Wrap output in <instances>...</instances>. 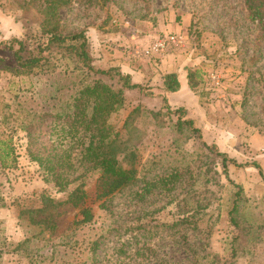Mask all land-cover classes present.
<instances>
[{
    "label": "rangeland",
    "instance_id": "374dc122",
    "mask_svg": "<svg viewBox=\"0 0 264 264\" xmlns=\"http://www.w3.org/2000/svg\"><path fill=\"white\" fill-rule=\"evenodd\" d=\"M53 1L56 4L53 17L60 28H83L85 36L90 26L102 32L103 47H99L100 41H90L86 36L91 61L100 55L108 59L117 54L146 71L148 77L157 73L144 64L157 65L158 58L128 59L127 47L143 45L166 32L179 30L186 35L184 47L171 57L173 62L199 71L195 94L199 105L190 110L198 133L176 127L178 111L162 101L158 77L151 78V83L144 78L137 83L140 89L124 90L123 101L110 114L108 122L124 145L125 151L120 153L123 159L127 160L124 153L130 150L135 154L133 164L137 171H166L170 166L187 164L196 167L200 173L197 174L198 190L203 191L199 202L208 205L205 208L208 213L199 224V234L177 227L176 231L167 227L156 231L152 227L156 231L154 252L146 258L120 260L113 253L114 242L109 236L91 253L88 241L106 229L112 218L97 207L94 199L97 172L90 171L80 180L85 192L81 204L90 207L92 219L72 231L80 203L73 206L63 202L68 190L55 192L41 179L26 156L25 136L19 126L33 111L49 108L54 103L61 105L87 77L73 68L71 58L63 56L47 58L49 62L44 67L34 68L27 75H15L4 67L15 64L12 51L18 46L16 38L0 39V139L10 138L15 155L12 167L0 169L3 201L0 215L17 217L24 231L21 237L0 219V264H81L88 256L99 264H188L195 252L204 249L219 255L226 252L235 230L226 215L232 188L215 151L245 165L234 166L226 161L228 177L242 186L244 195L236 213L237 222L244 226L238 230L241 240L233 243L236 252L227 260L228 264H264V37H257L258 24L249 19L246 0ZM0 9L8 15L22 10V16L16 17L25 28L23 39H18L23 47L22 56L32 52L37 43L44 42L46 30L54 22L46 15L40 0H0ZM126 36L130 43L125 42ZM94 38L99 39L96 35ZM99 48L106 49V54L100 53ZM115 48L117 51H113ZM92 65L99 69L108 67ZM112 66L124 74L119 66ZM208 71L220 77L218 89H208L205 79ZM103 79L119 88L114 81ZM183 116L190 117L186 109ZM41 194L55 201L62 200L54 210L46 211L53 212L55 228L51 232L29 222L30 217L40 216L30 211L41 205ZM168 201L170 198L164 196L148 201L154 220L171 221L174 208ZM134 215L131 211L129 216L122 217ZM247 226L249 229L245 230ZM182 232L185 238L180 236ZM195 258L200 261V255Z\"/></svg>",
    "mask_w": 264,
    "mask_h": 264
},
{
    "label": "trees",
    "instance_id": "16d2710c",
    "mask_svg": "<svg viewBox=\"0 0 264 264\" xmlns=\"http://www.w3.org/2000/svg\"><path fill=\"white\" fill-rule=\"evenodd\" d=\"M76 1L81 3V0ZM54 2L40 0L42 8L46 9V15L54 21L46 30L44 42L37 43L32 52L22 56L21 40L14 39L18 44L12 51L15 64L4 68L15 75H27L34 68L44 67L49 62L47 58L63 56L71 58L73 68L87 77L61 105L54 103L49 108L33 111L28 114L29 118L19 123L25 136L26 156L36 167L41 179L49 183L55 192L68 190L63 202H69L73 206L80 203L79 216L73 220L71 230L79 229L92 219L90 207L81 204L85 192L80 180L90 171H96L94 199L98 202L97 207L112 218L106 229H101L88 241L91 253L109 236L114 242V255H119L120 260L129 261L138 257L146 258L154 252L153 235L160 227L173 231H176V227L189 229L199 234V224L208 213L205 209L208 205L199 202V196L203 193L198 190L199 171L187 164L170 166L166 171L139 172L133 164L136 156L131 150L124 153L127 160L123 159L120 153L125 151L124 145L118 132L109 124L108 118L122 103L124 90L140 89L141 86L131 82L128 74H121L118 67L110 65L106 69L95 68L87 52L84 29L60 28L53 17L56 9ZM246 5L249 19L258 24L257 37L263 38L264 0H246ZM185 70L187 85L196 94L200 81L199 71L195 67H185ZM103 77L117 83L119 88H114ZM162 85L164 91L177 90L175 73H165ZM162 101L178 111L175 123L177 128L186 127L191 132L198 133L192 119L183 116V106L168 104L163 95ZM10 141L9 137L0 139V169L14 165L15 155ZM201 144L208 146L204 142ZM215 152L220 156L222 172L232 188L227 199L226 215L235 230L226 252L219 255L204 249L195 252L188 264H228L227 260L236 252L233 243L241 240L238 230L244 226L237 222L236 213L244 199L242 186L232 181L225 169L226 161L234 166L245 165L226 157L222 152ZM161 196L170 198L168 204L173 203L174 212L170 222L154 220L153 211L147 206L150 199H160ZM117 198H121V201ZM61 203L62 200L55 201L49 195L41 194V205L30 211L40 216L37 219L30 217L29 222L39 226L41 230L51 232L55 228L53 212L46 211L49 208L54 210ZM117 205L120 208H116ZM2 207L0 197V208ZM131 211L135 213L134 216L122 217L123 214L129 216ZM248 229L249 226L245 228ZM180 236L186 237L183 232ZM196 255H200V261H196ZM86 258L81 264H99L92 257Z\"/></svg>",
    "mask_w": 264,
    "mask_h": 264
},
{
    "label": "crops",
    "instance_id": "0c3cea01",
    "mask_svg": "<svg viewBox=\"0 0 264 264\" xmlns=\"http://www.w3.org/2000/svg\"><path fill=\"white\" fill-rule=\"evenodd\" d=\"M0 14L8 15L9 13L3 12L0 9ZM100 33H102V32H99L98 29H96L93 26H90L89 31H87L86 36L88 37V40H90V41H92V39L100 41L99 47L100 46L103 47V43L101 40L104 38V36L102 38V35H100ZM94 35L99 37V39L98 38L95 39ZM137 35H139V34H137ZM137 35H135V36L137 37ZM132 36H133V34H131L129 37H132ZM127 39L128 38L126 36L125 42L130 43L131 40L127 41ZM94 40H93V42H94ZM113 51H117L116 48L113 49ZM99 52L102 54H106V49H102V48L100 49L99 48ZM95 58L96 59H94L92 61V64H94L95 66H106L107 67L110 65H117V66H119V70L124 74H128L130 77V81L134 82V83H139L144 78L150 79L149 81L151 83L153 79L158 77L159 78L158 86H159V88H161L160 92L162 93L166 102L172 106H183V108L187 110V114H188V116H190L189 118H191V119L193 118V115H192L190 110L194 106L199 105L198 97L189 89V87L187 85L185 65H183V64L180 65L178 61L173 62L171 55H166V56L158 58L160 63L157 65L155 63H153V66L150 63L144 64V66H148V68H150L154 73H157L155 75H153V74L150 75V77H148L146 71H142V69L140 67L135 66L133 64H130L128 61L122 60L121 57H119L117 54H114L111 57H108V59L105 56L101 57V55L99 57H95ZM159 72H160V74H159ZM165 73H175L176 79L178 82V89L177 90L172 91V92H167V91L163 90V88H162L163 87L162 76ZM151 78H153V79H151ZM4 172L7 173V171H4ZM2 209L3 208H0V214H1V212H3Z\"/></svg>",
    "mask_w": 264,
    "mask_h": 264
},
{
    "label": "built area",
    "instance_id": "2783aa9c",
    "mask_svg": "<svg viewBox=\"0 0 264 264\" xmlns=\"http://www.w3.org/2000/svg\"><path fill=\"white\" fill-rule=\"evenodd\" d=\"M186 35L177 30L155 36L143 45L132 44L127 47L126 57H140L145 59L160 58L171 55L184 47ZM208 89H218L221 85L220 77L214 71H208L205 75Z\"/></svg>",
    "mask_w": 264,
    "mask_h": 264
},
{
    "label": "clouds",
    "instance_id": "9594fccd",
    "mask_svg": "<svg viewBox=\"0 0 264 264\" xmlns=\"http://www.w3.org/2000/svg\"><path fill=\"white\" fill-rule=\"evenodd\" d=\"M22 16V10H17L14 15L0 14V39L10 40L13 37L16 39H23L25 35L24 24L21 21H17L16 17ZM37 28L39 26H36ZM0 219L5 220V226L15 230V234L19 236L24 235V231L19 219L15 216L4 217L0 215Z\"/></svg>",
    "mask_w": 264,
    "mask_h": 264
}]
</instances>
